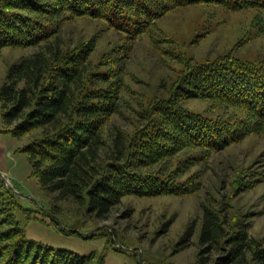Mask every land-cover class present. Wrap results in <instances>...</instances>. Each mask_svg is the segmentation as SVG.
Masks as SVG:
<instances>
[{"label":"trees","instance_id":"obj_1","mask_svg":"<svg viewBox=\"0 0 264 264\" xmlns=\"http://www.w3.org/2000/svg\"><path fill=\"white\" fill-rule=\"evenodd\" d=\"M194 4L264 10V0H0V51L44 43L38 52L12 66L0 88L7 131L23 138L40 130V138L21 150L29 154L44 189L61 200L83 204L88 199L89 212L103 221L127 195L190 193V186L172 174L149 171V166L182 148L222 151L256 130L250 128L253 123L264 124V62L228 56L190 66L170 98L157 101L140 117L146 125L127 140L121 130L112 131V149L107 150L101 130L119 113L123 86H117L113 70L92 72L83 48L64 56L60 44L50 41L58 31L43 18L53 13L88 16L135 39L169 10ZM185 99L210 100L248 118L242 126V122L208 117L180 105ZM2 195L0 264L94 262L92 256L79 257L26 240L12 216V206H6L11 199L4 201ZM199 245L198 264H209L207 255L215 256L211 264H264V244L248 226L238 222L235 226L209 208L203 209Z\"/></svg>","mask_w":264,"mask_h":264},{"label":"rangeland","instance_id":"obj_2","mask_svg":"<svg viewBox=\"0 0 264 264\" xmlns=\"http://www.w3.org/2000/svg\"><path fill=\"white\" fill-rule=\"evenodd\" d=\"M43 18L58 31L50 41L60 44L64 56L83 48L92 72L113 70L117 86H123L120 111L101 130L107 150L112 149V131L119 129L130 139L147 123L140 117L157 101L169 99L194 63L228 56L264 62L262 9L232 11L213 4L177 7L135 39L88 16L53 13ZM43 46L3 48L0 88L13 65ZM179 103L208 117L242 122V126L248 118L210 100ZM2 111L0 103L1 198L7 197L5 185L7 200L11 199L6 206H12V216L26 240L79 257L92 256L96 264H198L203 209L209 208L235 226L237 222L248 226L264 244V124L251 123L256 130L222 151L182 148L149 166V171L172 174L190 186V193L127 195L102 221L89 212L88 199L83 204L61 200L43 188L29 154L21 150L40 138V130L16 138L7 131ZM206 257L209 264L215 259Z\"/></svg>","mask_w":264,"mask_h":264},{"label":"water","instance_id":"obj_3","mask_svg":"<svg viewBox=\"0 0 264 264\" xmlns=\"http://www.w3.org/2000/svg\"><path fill=\"white\" fill-rule=\"evenodd\" d=\"M142 262V261H141Z\"/></svg>","mask_w":264,"mask_h":264}]
</instances>
